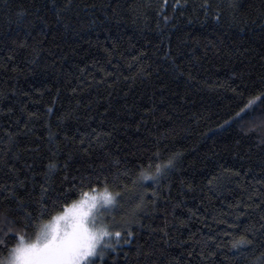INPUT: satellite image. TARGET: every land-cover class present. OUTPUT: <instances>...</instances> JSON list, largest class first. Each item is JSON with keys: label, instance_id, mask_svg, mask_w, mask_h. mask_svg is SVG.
Masks as SVG:
<instances>
[{"label": "trees", "instance_id": "1", "mask_svg": "<svg viewBox=\"0 0 264 264\" xmlns=\"http://www.w3.org/2000/svg\"><path fill=\"white\" fill-rule=\"evenodd\" d=\"M67 3L0 0V184L28 177L16 195L38 198L55 149L68 164L56 188L67 174L74 194L42 220L105 183L122 195L117 222L144 197V227L107 264H264V100L235 115L264 93V0H209L208 16L204 0ZM158 150L154 164L175 153V167L133 185ZM96 173L99 185L81 182Z\"/></svg>", "mask_w": 264, "mask_h": 264}, {"label": "snow or ice", "instance_id": "2", "mask_svg": "<svg viewBox=\"0 0 264 264\" xmlns=\"http://www.w3.org/2000/svg\"><path fill=\"white\" fill-rule=\"evenodd\" d=\"M180 4L176 0L173 4V10ZM55 8V2L53 3ZM71 7V0L64 6V9ZM205 15L211 14V5L209 0H204L200 6ZM60 10H57L59 17ZM219 11L216 18H219ZM167 22L170 17H164ZM264 100V93L251 98L248 103L237 112L236 118H242L246 110L256 102ZM51 112V108L48 110ZM59 152L52 150L49 157V163L43 172V181L39 185V197H29L28 200H21L16 195L17 186L24 187L25 180H20L17 176L12 186L0 184V201L7 203L9 200H16L14 208H4L0 206V244L7 246V234L15 233L17 242L9 249L6 261H0V264H107V257L111 253L119 255V251L125 246H130L137 237L134 229L143 228L144 225L137 219L143 214L146 207L144 197H140V202L136 208L127 213V218L117 222L114 218L109 219L107 213L114 212L119 206L122 195L119 192L109 190L105 183L102 190L92 188V193L83 192L81 198L73 200L71 204H65L64 210L56 212L50 220H42L43 215L48 214L54 209L60 207L61 201H66L68 196L74 194V181L69 182L66 174L61 180V184L69 183V188L57 190L55 183V174L64 169L68 170V164H61L56 157ZM162 153L158 150L147 157V164L142 159L139 165L140 176L133 180V185L142 186V181L151 180L158 182L159 178L165 175L171 168L175 167L176 154L173 153L162 163H155ZM70 160L71 157L69 156ZM117 164L119 161L116 162ZM107 180V177H103ZM102 173H96L87 177H80L81 182L87 181L89 186L99 185L101 183ZM35 193V185L28 190ZM55 193V195H53ZM7 194V195H6ZM154 196L156 193L153 194ZM153 203H155L153 201ZM35 205H39V211L35 210ZM11 212L17 214L18 219H13ZM21 221L23 223L21 224ZM17 225H20L18 228ZM33 228L35 238L26 231ZM6 230V231H5ZM165 235L167 233L165 232ZM245 236L233 241V247L250 243ZM154 254L152 246H137V257L143 256L148 260ZM125 259L128 253H124ZM116 258L115 256L113 257Z\"/></svg>", "mask_w": 264, "mask_h": 264}, {"label": "rangeland", "instance_id": "3", "mask_svg": "<svg viewBox=\"0 0 264 264\" xmlns=\"http://www.w3.org/2000/svg\"><path fill=\"white\" fill-rule=\"evenodd\" d=\"M64 210V209H63ZM63 210H61V211H63ZM60 212V211H59ZM111 215H112V212H109V213H107V216L109 217V219H111ZM51 219V218H50ZM49 219V220H50ZM35 238V236L33 237V239ZM6 258L7 257H5V259H2L1 261H6Z\"/></svg>", "mask_w": 264, "mask_h": 264}]
</instances>
